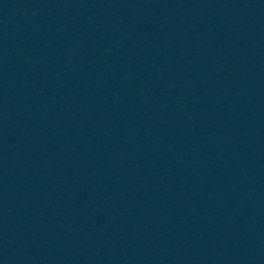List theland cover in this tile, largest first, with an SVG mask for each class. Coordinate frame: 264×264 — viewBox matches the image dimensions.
I'll return each mask as SVG.
<instances>
[{
  "label": "water",
  "instance_id": "obj_1",
  "mask_svg": "<svg viewBox=\"0 0 264 264\" xmlns=\"http://www.w3.org/2000/svg\"><path fill=\"white\" fill-rule=\"evenodd\" d=\"M0 264H264V0H0Z\"/></svg>",
  "mask_w": 264,
  "mask_h": 264
}]
</instances>
